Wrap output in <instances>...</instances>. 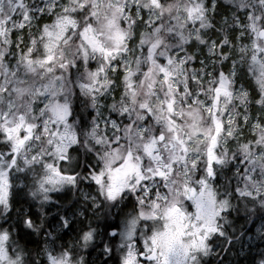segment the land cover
<instances>
[{"label":"snow or ice","instance_id":"6c2138e0","mask_svg":"<svg viewBox=\"0 0 264 264\" xmlns=\"http://www.w3.org/2000/svg\"><path fill=\"white\" fill-rule=\"evenodd\" d=\"M0 264H264V0H0Z\"/></svg>","mask_w":264,"mask_h":264}]
</instances>
